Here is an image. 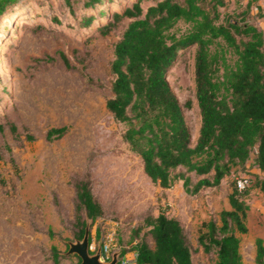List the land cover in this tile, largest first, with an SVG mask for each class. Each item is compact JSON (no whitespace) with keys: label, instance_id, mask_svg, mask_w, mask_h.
Returning a JSON list of instances; mask_svg holds the SVG:
<instances>
[{"label":"rangeland","instance_id":"rangeland-1","mask_svg":"<svg viewBox=\"0 0 264 264\" xmlns=\"http://www.w3.org/2000/svg\"><path fill=\"white\" fill-rule=\"evenodd\" d=\"M133 1L86 5L85 0H18L0 16V124L4 125L0 129V264H55L53 246L66 252L58 264H80L79 255L67 253L68 241L78 239L71 230L77 177H91L93 190L106 208L94 223L87 220L91 243L96 245L91 251L96 252L114 232L130 257L135 230L148 213L160 210L178 217L197 246L202 221L219 218L223 209L231 208L229 196L236 190L238 174L252 179L238 195L249 204L248 231L241 234L243 259L256 264V239H264V192L258 186L264 173L252 159L234 167L219 185L197 193L188 192L183 179L161 187L145 173L141 157L123 138L127 124L106 107L112 94L115 43L129 18L108 34L97 26ZM151 3L142 1L144 8ZM220 9L236 17L246 13L249 21L264 29V0H228ZM90 16L92 23L87 24ZM186 27L180 20L174 29ZM59 50L91 79L67 68ZM228 57L235 60L231 53ZM168 79L180 102L191 103L183 110L195 142L201 125L195 47L169 70ZM11 122L18 124L19 136L10 131ZM63 124L69 125L63 137L45 138L50 126ZM28 133L38 138L29 140ZM216 258L215 251L206 253L199 247L194 263L215 264Z\"/></svg>","mask_w":264,"mask_h":264},{"label":"trees","instance_id":"trees-1","mask_svg":"<svg viewBox=\"0 0 264 264\" xmlns=\"http://www.w3.org/2000/svg\"><path fill=\"white\" fill-rule=\"evenodd\" d=\"M17 1L0 0V16ZM102 1L85 0V4ZM142 1L114 10L97 30L108 34L129 18L115 43L112 94L106 107L114 118L127 124L123 138L141 157L145 173L164 188L183 179L190 193L219 185L234 167L250 159L264 173V29L249 21L246 13L240 17L223 13L220 8L228 0H152L146 8ZM92 20L90 16L86 23ZM180 20L187 27L177 31L174 28ZM191 47H195L196 96L201 113L195 142L183 110L191 103L180 102L168 79L169 70ZM58 52L67 68L91 79L65 51ZM229 53L235 55L234 61ZM3 126L0 124V129L4 130ZM9 129L20 135L17 123L11 122ZM68 131V124L52 125L45 138L54 140ZM26 137L38 138L33 133ZM11 161L16 165L13 157ZM73 186L71 230L76 238H82L87 220L94 223L105 215L106 208L93 190L91 177H77ZM235 186L229 196L231 208L223 209L219 218L202 221L197 246L178 217L164 210L148 213L134 233L136 264H195L199 247L206 253L216 252L215 264H246L241 234L248 231L249 204L238 195L245 189ZM258 186L264 192V176L258 178ZM92 239L90 230V242ZM51 251L55 264L66 254L57 246ZM255 260L264 264L261 237L256 239Z\"/></svg>","mask_w":264,"mask_h":264},{"label":"water","instance_id":"water-1","mask_svg":"<svg viewBox=\"0 0 264 264\" xmlns=\"http://www.w3.org/2000/svg\"><path fill=\"white\" fill-rule=\"evenodd\" d=\"M69 248L67 253H76L80 256V264H119L120 255L123 253V249L114 251L113 257L110 261H104L101 259V242L96 252H92L90 249V221L87 222L85 233L82 238L76 240H69Z\"/></svg>","mask_w":264,"mask_h":264},{"label":"built area","instance_id":"built-area-1","mask_svg":"<svg viewBox=\"0 0 264 264\" xmlns=\"http://www.w3.org/2000/svg\"><path fill=\"white\" fill-rule=\"evenodd\" d=\"M251 176L247 174H238L235 176V183L237 188L242 191L248 188L251 185ZM90 249H96L95 242H90ZM121 249L120 244L115 240V233L113 232L106 238H104L101 242V259L104 261H110L113 257L114 251ZM137 256V252H135V258ZM130 257L126 252H123L120 255L119 263L120 264H128L130 261Z\"/></svg>","mask_w":264,"mask_h":264},{"label":"crops","instance_id":"crops-1","mask_svg":"<svg viewBox=\"0 0 264 264\" xmlns=\"http://www.w3.org/2000/svg\"><path fill=\"white\" fill-rule=\"evenodd\" d=\"M135 252H136V251L134 250V251H133V254L130 256V259L133 260L134 262H135V259H136V258H135ZM135 264H136V262H135Z\"/></svg>","mask_w":264,"mask_h":264}]
</instances>
